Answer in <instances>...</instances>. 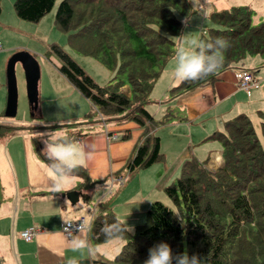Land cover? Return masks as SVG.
<instances>
[{
    "label": "trees",
    "instance_id": "obj_1",
    "mask_svg": "<svg viewBox=\"0 0 264 264\" xmlns=\"http://www.w3.org/2000/svg\"><path fill=\"white\" fill-rule=\"evenodd\" d=\"M55 1L13 0L12 9L17 18L37 22ZM188 12V0H59L56 6L54 25L68 33L69 46L116 72L99 85L65 50L55 43L49 45L59 61L57 70L92 105V111L72 124L75 127L67 135L75 140L84 136L77 126L88 123L100 124L105 135L113 134L106 126L136 123L142 132L124 164L128 174L161 160L159 137L153 130L177 115L167 100L158 120L145 105L152 102L149 93L154 82L176 52L175 40L169 37L189 21L179 18ZM250 15L249 7L236 6L205 17L216 27H203L199 39L222 37L229 42L222 50L223 64L214 75L170 87L168 100L203 83L213 84L222 71L245 70L241 65L246 55L260 57L264 64V22L252 26ZM192 28L188 25L185 31ZM259 115V133L245 113H238L205 136L221 146V163L212 169L205 166V160L186 158L179 175L163 188L173 206L152 201L144 222L132 234H123L125 241L113 264H143L148 250L160 242H167L174 253H198L204 264H264V114ZM54 126L0 121V142L19 132L31 133V128L45 135ZM126 131L118 139H126ZM37 153L51 165L48 157ZM74 174L81 177L79 187L87 188L86 172L79 167ZM117 219L108 207H101L92 218L90 239L96 243L110 240L101 229Z\"/></svg>",
    "mask_w": 264,
    "mask_h": 264
},
{
    "label": "crops",
    "instance_id": "obj_2",
    "mask_svg": "<svg viewBox=\"0 0 264 264\" xmlns=\"http://www.w3.org/2000/svg\"><path fill=\"white\" fill-rule=\"evenodd\" d=\"M7 5L10 4L7 3L6 7ZM19 20L14 14L12 7L11 9L3 8L0 4V121L4 123H10L13 120L3 116L6 101V61L15 51L23 50L28 52L29 50L31 52L32 50L30 47H27V44H22L19 39L21 37L25 39L28 33L27 26ZM187 31H193V29ZM191 36H193V32L187 35L188 38ZM176 42L179 44V40ZM174 56L175 54L168 59L162 72L154 82L149 93V98L152 102L145 105V108L156 120L160 119L165 113L166 100L171 102L172 111L175 110L182 114V116L177 115L179 118L176 116L175 119H171L165 124L157 125L153 130V133L159 137V150L162 154V162L157 161L158 163L155 162L147 168L136 169L132 172L133 174L130 173L132 174L131 176L126 173L124 164L132 155L142 132L141 127L134 122L106 126V129L117 137L124 130H127L128 136L123 140L118 138L107 140L102 127L98 123L77 126L84 136H81L76 141L83 144L86 151L89 150V145L95 146L92 150L91 158L86 159L85 164L80 167L86 172L89 179L87 191H90L91 187L94 188L95 185H99L106 187L108 189L107 192H110L111 195L115 192L114 201L111 203V199L109 202H104L103 206L105 208L108 207L118 219L128 220V224H131L134 220L137 221L143 218L147 207L152 201L157 199L162 201L164 198L162 187L166 183L162 177L175 175L174 170L179 168L182 161L186 158L194 156L199 161L205 160V164L207 165L208 163L209 167H211L210 163L214 167L215 165L212 162L215 153H218L220 156L219 164L221 163L220 147H217L218 149L213 148V144L216 143L212 140H206L205 136L215 129H220L223 121L238 113H245L253 119H256L255 116H259V112L264 113V69H260L264 64H262L260 57H245L247 59L244 58L245 61L241 65L253 78L254 87H251L248 94L238 87V79L234 76V73L238 70L229 69L218 73L216 81L213 84L203 83L192 90L182 92L171 100H168L167 94L169 88L178 83L173 77ZM52 65L54 66V70L49 69L47 65L38 66V77L39 75L41 77L42 73H44L45 79L48 81V88L50 89L51 87L52 91H54V97L46 98V103L60 102L61 111L58 116H61L65 113L61 100L64 95L60 94L61 89H72L74 97L76 91L75 100L78 106L74 105V112L79 115V118H70L69 121L72 122V125L80 121L81 115L83 114L82 117H84L87 113L86 110L88 111L89 106L92 109V105L60 74L56 69L57 66L54 63ZM252 69H254L253 72ZM256 72H258V79H255ZM86 102L87 108L85 110ZM44 105L45 103L40 101L37 89L36 108L40 118L32 119L29 122L25 121L21 124L56 125L51 128L50 132L60 129V126L66 120L50 118L53 117L52 114L53 112L56 113V110L48 106H46V115H44ZM43 116L45 117L44 121L38 123V119L43 118ZM72 127L75 126H70L68 129L64 128L63 130L68 133ZM178 129L182 130L183 137L177 135L179 133L177 132ZM36 134H44V132L37 130L33 133L19 132L0 142L1 263L55 264L67 261L71 257L86 259L84 254L85 249L73 252L69 246L68 239L61 232V226L64 224L63 220H74L82 216H79L78 206L77 212L71 211L74 208H69V205H67L65 201L67 197L64 195L66 192L54 193L49 190L53 186V180L49 175L50 165L40 157V154H36L38 150L43 156L48 157L45 150L46 140L41 142L36 139V146H34L31 139L34 136L37 137L38 135ZM11 137H21V139H16L14 143L11 140L10 143L9 139ZM137 174H139V177H135ZM120 176L126 179H124L121 185H118L115 179ZM160 177L161 179L158 180ZM21 191H23L24 195L25 191H31L30 193L32 194L29 197H32L34 193L50 191V198L55 214L59 203L56 204L54 200L57 201L58 197L59 200L62 199L59 206L61 208L66 207L67 210L62 211L60 209L56 218H54V214L51 219H45L39 215L37 219L35 216L37 214L33 210L32 200L23 201L24 196ZM7 196H10L11 199H5ZM68 196L72 201L78 199L75 192L74 195ZM102 196L104 195H100L98 198ZM98 198L96 201L100 202L101 200ZM20 199H22L21 202L19 201ZM10 200L14 202L12 206H9L8 202ZM19 202L20 205H18ZM20 208L21 210H19ZM23 210L29 212V217L22 222L16 219L15 215L16 213L19 215ZM10 213L12 218L11 220L8 219V222H11V226L6 229L3 227L2 220H5V217H8ZM16 223L22 225L17 232L19 239L16 238V234L14 233V224ZM31 225L38 226L41 231L29 241H24L19 236V232ZM85 236L89 242H93L90 239L89 232H86Z\"/></svg>",
    "mask_w": 264,
    "mask_h": 264
},
{
    "label": "rangeland",
    "instance_id": "obj_3",
    "mask_svg": "<svg viewBox=\"0 0 264 264\" xmlns=\"http://www.w3.org/2000/svg\"><path fill=\"white\" fill-rule=\"evenodd\" d=\"M12 2H13V0H0V4L2 5L3 8H10L11 9ZM58 2H59V0H56L55 3L53 4L52 8L48 12H46L37 22H29V21H25V20L20 19L19 21H21V23H23L24 25L27 26V28H28L27 32L28 33L25 36V39L23 37H21L19 39L21 40L22 44H27V47H30L32 49L31 52L28 49L27 50L32 55V57L35 59L37 66L47 65V67H49V69H52V70H54V66L52 65V63H54L55 66H58V64H59L58 58L53 56V54L49 51V45L51 43H55L58 46H60L63 50H65L69 54V56H71L75 60V62L78 63L84 69V71L92 77V79L97 84H99V85L106 84L110 80V78L116 74V72L102 66V64H100V62L97 59L93 58L92 55H89V54L82 55L78 51H76V48L73 49L71 46H69V42L67 41V34L68 33L59 30L54 25L53 15H54V12H55V9H56ZM188 2H189V0H188ZM7 3L10 5H7V7H6ZM236 6H247V7H249V9L251 10L250 22H249L250 25L255 26L259 23L264 22V0H201V5L196 9L192 8L193 6L189 2V12L184 14V15L179 16V18H181L182 21L185 20V18H187V17H188L189 21L186 24L183 23L182 27L178 31V34L176 36L174 35L172 37H179L183 34H185L187 36L188 34L193 32V36L199 38L200 34H201V29L203 27H205V28H207L208 26L216 27L215 24L213 25L212 23H210L208 21V19L205 17H207L212 11H218V10H221L225 7L227 8V7H236ZM188 25H193V28H192L193 31H185L187 29ZM176 41L177 40H175L176 49H177L179 44ZM245 57H249V56L246 55ZM245 59H247V58H245ZM245 59H243V62L245 61ZM260 69H264V66H262ZM253 71H254V69H252V72ZM14 75H15V83H16V89H17V107H16L15 116L13 118H11V119H13L12 122L14 124H17V123L21 124L25 121L29 122L32 119L40 118V116L38 115L39 113L37 111V108L34 112V116L31 115L29 100H28V97L30 96L31 90L29 91V95H28L25 72H24L23 66L20 62H16L14 65ZM119 77L125 80L124 75H119ZM255 79H258V72H256V74H255ZM36 88L39 91L40 101L42 103L43 102L45 103L44 115H46V106L52 107L54 110H56V113L53 112V114H52L53 117H50V118H57V120H66L63 122L64 124L62 126H60L62 129H64V128L68 129V127H70V126H75V125H71L72 122L69 121V119L70 118H79L78 117L79 115H77V113L74 112L75 111L74 105L78 106V103L75 100L76 99V91H75V97H74V92H72L73 91L72 89H70V88L61 89L60 94L64 95L61 100L63 103L65 113H63L61 116H58L60 111H61V103L58 101L46 103V98L49 99V98L54 97V94H53L54 91H52L51 87H50L51 90L48 88V81L45 79L44 73H42L41 77L39 75V77L37 79V83H36ZM51 94H53V96H51ZM73 97H74V99H73ZM80 97L82 98L81 95H80ZM86 108H87V102H86L85 110H86ZM90 110H92V109L89 106L88 111L86 110V112L89 113ZM172 113L179 115V116H182L181 113H178L175 110H173ZM82 115L80 117L81 119L83 118ZM255 117H256V119H253L249 116V118L253 124V127L255 128V131L257 133H259L260 115L258 117L257 116H255ZM44 118L45 117L43 116V118L38 119V123H40V121L43 122ZM7 120H9V119H7ZM59 122H61V121H59ZM184 129H186V127H184ZM30 130H31V133L34 132V128H31ZM177 132H179L177 134L178 136L183 137L181 129H178ZM48 134L49 133H46L45 135L44 134H36L38 136L37 137L34 136V138L31 139L32 144L34 145V139H38L41 142L47 140ZM19 138L21 139V137H17V138L11 137L9 139V141L11 143V140H13V143H14V141L16 139H19ZM214 142L216 144H213V148L218 149L217 147H221L216 141H214ZM36 154H37V152H36ZM217 155H219V154L215 153V155H214L215 159L212 162V164H214L215 166L212 167V165L210 163L211 167H209V165L207 163V165H205L207 168L214 169V168H216V166L218 167V164H219V162H218L219 158L218 157L219 156L217 157ZM217 158H218V160H216ZM162 160H163V158H161V160H159L158 162H162ZM216 161L218 162V164ZM141 169H143V168H141ZM174 172H175V175H173V176L162 177L163 181L166 182L165 185L170 184L171 181L175 180V178L180 173V167L176 168L174 170ZM132 174L129 173L130 176ZM73 175H75V177H76L75 186L72 190L67 191V192L74 191L76 193V196L78 197V199L72 201L71 198H68L67 196H65V197H67V198H65V201H66L67 205H69V208H74V209H71L72 212H77V210H78L77 206H78L79 207V216L81 215L82 217L85 218V220H89V217L93 218L95 214L100 212L101 207H103V205H104V202H109L111 199H112L110 201L111 203L114 201L113 197L116 195L115 192L111 195L110 192H107L108 189L106 187H102L99 185H95L94 188L91 187V190L87 191L88 190L87 188H80L79 187V182L81 181V177L77 174H73ZM135 177H139V174H137ZM160 179H161V177L158 180H160ZM164 186L162 187V192H163ZM113 190H114V188H113ZM21 192L24 196L23 201H27L28 199L32 200L33 210L37 214V215H35L37 219L39 218L38 215L42 218H45V219H51L52 216H54L55 211H54L53 206H52V200L50 198L51 197L50 191L45 192V193H34L32 197H29V195L32 194V193H30L31 191L30 192L25 191V195H24L23 191H21ZM21 192H20V194H21ZM100 195H104V196H102L101 198H98ZM162 195L164 197L162 199V201H160V199H157V200H159L160 202H162L163 204H165L168 207H172L173 205L169 202V200L166 197V195L164 194V192ZM21 198H22V195H21ZM97 198L101 201L97 202L96 201ZM5 199L9 200V199H11V197L7 196ZM57 199H58L57 201L54 200V202L56 204L59 203L56 207L57 211H56L54 218H56V215H58V212L60 211V209L62 211L67 210L66 207L61 208L59 206L60 201H62V199L59 200V197ZM19 201L21 202L22 199H20ZM20 202L18 205H20ZM8 203H9V206H12L14 202H12L10 200ZM111 205H113V204H111ZM19 210H21V208ZM64 215H65V213H64ZM28 217H29V212L26 210L21 211L19 215H17V213L15 215V218L22 221V222L25 221ZM5 218H6L5 220H2V224H3V227L8 229L11 226V222H8V219L11 220V218H12L11 213L8 217H5ZM16 219H15V221H16ZM124 221H127V223H128V220H124ZM143 222H144V216H143V218H141L137 221L134 220L129 225L134 226V229H135L136 225L141 224ZM21 226L22 225L17 224V223L14 224V233L16 234L17 239H19L17 237V232L19 231ZM132 233L133 232H130V234H132ZM123 243H124V240L121 238H113V239L103 241L100 243L91 242L89 245L93 249V251L90 252L88 249H85V251H84L85 258L89 259L90 261L99 260L102 262L113 263L112 259L120 251ZM78 260H83V259H78Z\"/></svg>",
    "mask_w": 264,
    "mask_h": 264
},
{
    "label": "clouds",
    "instance_id": "obj_4",
    "mask_svg": "<svg viewBox=\"0 0 264 264\" xmlns=\"http://www.w3.org/2000/svg\"><path fill=\"white\" fill-rule=\"evenodd\" d=\"M192 8L196 9L201 5V0H189ZM167 35V34H165ZM169 39L179 40L176 49L173 68V77L177 82L186 80L196 81L204 79L218 72L223 64L222 50L229 47V42L217 37L214 41H204L195 36L188 38L185 34L179 37H169ZM94 145L85 146L75 139L69 137L62 128L48 134L45 141V150L48 159L52 161L49 168V175L53 180L50 189L54 193L67 192L75 186V170L83 166L86 159L92 156ZM65 227L63 232L67 234L69 246L73 252L93 249L89 245L85 233L90 232L92 222L85 220L76 228L73 233V222L63 220ZM101 231L106 238H123V234L134 232V226L127 221L117 219L116 222L105 223ZM70 237V238H69ZM66 264H80L76 257H71ZM143 264H204V257L198 253L189 254L187 251L174 253L167 242H160L148 250V258Z\"/></svg>",
    "mask_w": 264,
    "mask_h": 264
},
{
    "label": "water",
    "instance_id": "obj_5",
    "mask_svg": "<svg viewBox=\"0 0 264 264\" xmlns=\"http://www.w3.org/2000/svg\"><path fill=\"white\" fill-rule=\"evenodd\" d=\"M16 62H20L23 66L28 95L30 91V96L28 97L29 106L32 105L34 109L37 106V88L36 83L38 79V66L35 59L27 51L18 50L13 52L7 59L5 65V77H6V101L3 111V116L7 118H13L16 114L17 107V89L15 83L14 75V65ZM32 108V109H33ZM68 195H74V191L67 192L65 196L70 198ZM76 198V197H75ZM80 264H113L102 261H90L89 259L79 260ZM0 264L1 260H0ZM55 264H66V261H62Z\"/></svg>",
    "mask_w": 264,
    "mask_h": 264
},
{
    "label": "built area",
    "instance_id": "obj_6",
    "mask_svg": "<svg viewBox=\"0 0 264 264\" xmlns=\"http://www.w3.org/2000/svg\"><path fill=\"white\" fill-rule=\"evenodd\" d=\"M234 76L238 79V87L242 89L245 93H249L251 87L253 86V81L251 74L248 71L242 70V71H236L234 73ZM107 140L110 139H117L118 137L115 134L112 135H105ZM126 179L125 177H116L115 182L118 185H121V183ZM73 222V233H76V228L79 226L80 223L85 221L84 217H78L74 220H70ZM89 221H92V217H89ZM65 227V224L61 226V232L63 235L67 238V234L63 232V229ZM40 228L35 225L28 226L24 229H22L19 232V236L24 240V241H29L32 239L34 236H36L40 232ZM70 238V237H69ZM68 239V238H67Z\"/></svg>",
    "mask_w": 264,
    "mask_h": 264
},
{
    "label": "bare ground",
    "instance_id": "obj_7",
    "mask_svg": "<svg viewBox=\"0 0 264 264\" xmlns=\"http://www.w3.org/2000/svg\"><path fill=\"white\" fill-rule=\"evenodd\" d=\"M216 154H217V153H216ZM218 156H219V155H218ZM218 158H219V161H220V156H219ZM218 158H217L216 160H218ZM214 159H215V158H214ZM214 159H213V161H214ZM219 161H218V162H219ZM216 162H217V161H216Z\"/></svg>",
    "mask_w": 264,
    "mask_h": 264
}]
</instances>
